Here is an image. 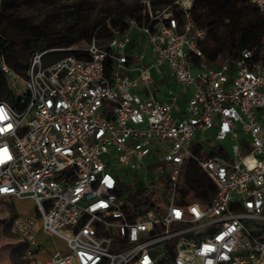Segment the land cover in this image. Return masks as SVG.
<instances>
[{
  "label": "built area",
  "instance_id": "1",
  "mask_svg": "<svg viewBox=\"0 0 264 264\" xmlns=\"http://www.w3.org/2000/svg\"><path fill=\"white\" fill-rule=\"evenodd\" d=\"M144 2L155 30L132 20L107 48L89 43L87 58L44 63V51L34 55L25 78L0 60L7 78L22 82L14 104L0 100V198L35 204L37 216L18 214L11 223L26 244L23 258L28 264H264V59L254 63L245 50L238 60L210 67L200 47L206 33L191 25L193 0L176 1L185 10L181 27L168 8L153 13ZM252 3L264 12V0ZM137 32L153 55L147 67L131 60ZM165 65L177 85L161 98L151 70ZM189 87L180 111V88ZM206 133L212 144L203 140ZM187 160L215 185L209 204L185 202L180 176ZM120 167L138 175L134 192L150 197L145 213L131 216L132 194L116 176ZM39 223L44 234L64 241V252L42 256Z\"/></svg>",
  "mask_w": 264,
  "mask_h": 264
},
{
  "label": "trees",
  "instance_id": "2",
  "mask_svg": "<svg viewBox=\"0 0 264 264\" xmlns=\"http://www.w3.org/2000/svg\"><path fill=\"white\" fill-rule=\"evenodd\" d=\"M145 0H2L0 4V60L21 78L34 55H44V63L67 55L87 58L83 51L93 40L107 48L108 43L123 33L134 20L141 27L155 30L156 21L150 17ZM153 13L168 8V12L184 23L185 10L177 0H149ZM24 11H39L38 20H32ZM193 29H203L205 39L200 47L210 67H220L226 61L241 58L245 50L253 53V62L264 59V12L252 0H193L189 9ZM132 39L130 50L136 47ZM77 47L79 50H58ZM53 50V51H52ZM49 56L50 58H47ZM56 56L57 59L50 60ZM46 57V58H45ZM131 57V60H134ZM113 60L105 61V73L110 75ZM10 89L0 66V100H8ZM15 103L12 96L11 104ZM213 154H220L214 147ZM181 187L189 194L186 203L197 200L209 204L216 192L215 185L193 161L187 160L181 171ZM131 216L145 213L151 205L143 191L131 195ZM13 213L9 217L10 224ZM23 244V255L26 244Z\"/></svg>",
  "mask_w": 264,
  "mask_h": 264
},
{
  "label": "rangeland",
  "instance_id": "3",
  "mask_svg": "<svg viewBox=\"0 0 264 264\" xmlns=\"http://www.w3.org/2000/svg\"><path fill=\"white\" fill-rule=\"evenodd\" d=\"M131 1V0H126ZM27 13V16H31L32 20L37 21L38 20V13L39 11H24ZM138 51V52H137ZM137 51H134V64L135 66H149L151 63H147L144 65L145 60L141 58L142 55H145V52L151 51L150 47L148 46L147 42H145L142 46L137 47ZM151 55V54H150ZM46 58V57H45ZM47 58H50L47 56ZM57 59L56 56L52 57L50 60ZM160 74L164 75V78L159 81V85L166 89L172 87L173 78L171 77L169 73V69L165 65L162 68H156ZM153 71V70H152ZM151 71V72H152ZM123 75V72L121 73ZM127 76L133 77L135 74L133 73H127ZM151 76H153L154 79H156V76L154 75V72L151 73ZM9 89H10V97L7 100L8 103L11 104L12 96L19 95L21 93V87L22 82L15 80L12 76H9V79L7 78ZM188 92H192V87L188 88ZM180 105L184 106L185 103L180 100ZM203 140L207 144H212L211 139L209 138L208 134L206 133L203 135ZM117 178L121 182V186L124 189V192L126 194H134L137 188L138 183L140 182L139 177L136 173L131 174V172L124 167H120L117 172ZM0 204H3L4 206V220L0 222V264H28L27 261L23 258V244L19 239V236L14 234L11 231V224L9 222V217L12 216L13 213L18 214H24L28 216H37V212L35 209V204L31 200H19L14 199L10 201H4L2 202V199L0 198ZM14 216L12 220L15 218ZM37 237L39 241L42 243L45 253H43L42 256H48L51 254H55L59 249L63 252L65 251V243L62 239L56 236H48L43 233L41 229V223H39V226L37 227Z\"/></svg>",
  "mask_w": 264,
  "mask_h": 264
},
{
  "label": "crops",
  "instance_id": "4",
  "mask_svg": "<svg viewBox=\"0 0 264 264\" xmlns=\"http://www.w3.org/2000/svg\"><path fill=\"white\" fill-rule=\"evenodd\" d=\"M135 40H136V47L133 49V52L134 51H137V47L138 46H142L146 41H145V37L142 35V34H140L139 32H137L136 33V36H135ZM138 52V51H137ZM151 51H148V52H145V55H142L141 56V58L143 59V60H145V62H144V65L145 64H149L150 62H151V60H152V58H153V55L151 54ZM134 57V56H133ZM133 62H134V60H132ZM162 68V67H161ZM156 69V68H155ZM155 69H152L151 71V73H153L154 72V75L156 76V79H154L153 78V76H152V78H153V80H154V82H155V85H156V89L158 90V92H159V97H161V98H164V96H165V93H166V91L167 90H169V89H172V88H175L176 87V85H177V83H176V80L173 78V83H172V87H170V88H166V89H164V88H162L160 85H159V81L160 80H162L163 78H164V75L163 74H160L157 70H155ZM133 74H135V76L137 75V72H132ZM192 93H193V89H192V92L191 93H189L188 92V88H180V96H179V101H178V108L180 109V111H183L184 109H185V107H186V105H187V100H188V98L192 95ZM182 99V101L185 103V105L184 106H181L180 105V100ZM2 199V198H1ZM5 200L4 199H2V202H4ZM1 203V202H0ZM17 216V215H16ZM4 206H3V204H0V222H2L4 219Z\"/></svg>",
  "mask_w": 264,
  "mask_h": 264
}]
</instances>
